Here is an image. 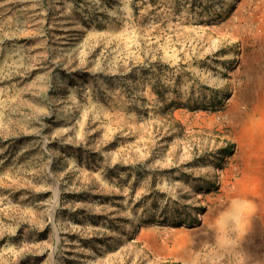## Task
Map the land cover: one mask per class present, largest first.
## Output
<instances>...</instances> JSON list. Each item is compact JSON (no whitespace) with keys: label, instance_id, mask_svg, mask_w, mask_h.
Here are the masks:
<instances>
[{"label":"rangeland","instance_id":"1","mask_svg":"<svg viewBox=\"0 0 264 264\" xmlns=\"http://www.w3.org/2000/svg\"><path fill=\"white\" fill-rule=\"evenodd\" d=\"M0 264H264V0H0Z\"/></svg>","mask_w":264,"mask_h":264},{"label":"crops","instance_id":"2","mask_svg":"<svg viewBox=\"0 0 264 264\" xmlns=\"http://www.w3.org/2000/svg\"><path fill=\"white\" fill-rule=\"evenodd\" d=\"M241 182V184H239ZM234 187L240 186V189L246 190V183L244 181L237 180ZM255 184V183H252ZM254 186V185H253ZM253 188V187H252ZM254 191V190H252ZM243 195V197H241ZM238 197L230 206L229 210H226L221 217H244L246 216H254L257 215V205L258 202L254 197H244L245 194H242ZM241 212V213H240ZM240 214V215H239Z\"/></svg>","mask_w":264,"mask_h":264},{"label":"bare ground","instance_id":"3","mask_svg":"<svg viewBox=\"0 0 264 264\" xmlns=\"http://www.w3.org/2000/svg\"><path fill=\"white\" fill-rule=\"evenodd\" d=\"M239 184H241V182L239 183ZM244 193V190L243 189H240V186H237V187H235L234 188V194L235 195H241V194H243ZM241 213V212H240ZM240 215V214H239ZM236 219H237V223L235 224V227H236V229H237V234H238V236L243 232V230H244V228H245V226H246V224H247V217H235ZM231 220H233L232 218H231ZM226 230V229H225ZM227 231V230H226ZM234 232H235V230H234ZM225 235V234H224ZM242 235V234H241ZM152 239V238H151ZM156 240V239H155ZM169 242V241H168ZM146 243V242H145ZM154 244V243H153ZM176 244V243H175ZM154 246V245H153ZM156 247H157V245H156ZM163 248H165V247H163ZM155 249V248H154ZM170 249V248H169ZM175 249V248H174ZM154 251V250H153ZM158 251V250H157ZM170 251V250H169ZM164 252V251H163ZM168 252V251H167ZM158 254V253H157ZM168 254V253H167ZM170 254V253H169ZM168 254V255H169ZM172 254V253H171ZM170 256V255H169ZM168 257V256H167Z\"/></svg>","mask_w":264,"mask_h":264}]
</instances>
